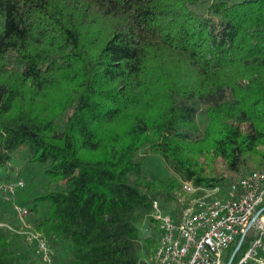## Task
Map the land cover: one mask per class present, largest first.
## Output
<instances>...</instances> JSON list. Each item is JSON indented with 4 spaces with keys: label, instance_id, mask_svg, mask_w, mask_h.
Masks as SVG:
<instances>
[{
    "label": "trees",
    "instance_id": "trees-1",
    "mask_svg": "<svg viewBox=\"0 0 264 264\" xmlns=\"http://www.w3.org/2000/svg\"><path fill=\"white\" fill-rule=\"evenodd\" d=\"M20 147L48 182L29 225H0V264H45L25 231L52 264H146L153 201L178 215L183 182L227 187L218 158L264 169V0H0V168Z\"/></svg>",
    "mask_w": 264,
    "mask_h": 264
},
{
    "label": "built area",
    "instance_id": "built-area-1",
    "mask_svg": "<svg viewBox=\"0 0 264 264\" xmlns=\"http://www.w3.org/2000/svg\"><path fill=\"white\" fill-rule=\"evenodd\" d=\"M23 187L18 179L0 189L2 200L12 202L20 216L27 208L14 201ZM227 189V201L205 214H195V206L171 215L153 201L151 216L159 237L146 264H264V176L241 174L240 181L227 183ZM24 234L28 242H35L45 264H51L48 242L33 232Z\"/></svg>",
    "mask_w": 264,
    "mask_h": 264
},
{
    "label": "rangeland",
    "instance_id": "rangeland-1",
    "mask_svg": "<svg viewBox=\"0 0 264 264\" xmlns=\"http://www.w3.org/2000/svg\"><path fill=\"white\" fill-rule=\"evenodd\" d=\"M206 5L207 4H205V6ZM206 121L207 118L204 112H201L200 114L197 115L196 123L201 131L204 130ZM26 157H27V151L23 149V147H20L12 155V158L7 163L6 167L0 168V189L2 185H5L6 183H9L13 180H18V179L23 180L24 187L18 192L14 202L27 208L28 205L27 203H29L33 197L37 196L42 192L45 183L47 184L48 182V179L44 173V167L40 164H35V163L27 164ZM138 157L139 158L145 157L146 173H153L157 175L160 179H165L171 175V171L166 166L162 158L158 154L152 152L148 146L139 150ZM257 170H263V169L255 168V166H253V162H249V164L243 167L240 171L233 172L227 169L224 161L221 158L216 159V161L211 165V167H207L206 169L209 175L224 177L228 181L239 178L241 174H247L249 173V171L251 172ZM185 182L182 183V186ZM202 193L205 194V192H201L200 194L198 192L190 193V194L185 192L184 197L180 198V200H183L185 198V195L186 196L193 195V197L189 198V203H190L189 206H190L194 204V200L197 197L203 195ZM11 203L2 200V194L0 190V221H1L0 225L15 227V225L20 224V226H22L21 229H23L24 224L27 223L26 225H29L28 218L30 216H28L27 214L24 216L18 215L14 211V206ZM171 206L172 205H167L165 211L166 212H168L167 210L170 211V209H172ZM46 208H47L46 206H42L41 209L43 212H45ZM148 227L149 226L147 221H141L139 223L140 239L142 245L141 250L139 251V256L142 260L146 262H148L151 258L150 247L149 245L144 243L145 241L144 237L149 235L150 233ZM68 256L69 254L67 253V251H61V252L59 250L56 251L53 264H63L65 260L68 258Z\"/></svg>",
    "mask_w": 264,
    "mask_h": 264
},
{
    "label": "bare ground",
    "instance_id": "bare-ground-1",
    "mask_svg": "<svg viewBox=\"0 0 264 264\" xmlns=\"http://www.w3.org/2000/svg\"><path fill=\"white\" fill-rule=\"evenodd\" d=\"M247 176H254V177H263L264 176V169L251 171L246 174ZM240 181V177L237 179H233L230 182H238ZM183 190L186 193H195L196 191L205 192L202 193V196L197 197L194 200V204L186 207L185 209H194L195 206V214H205L208 210L215 209V204H222L227 201L228 197V189L227 187H222L220 185H214L208 188L202 189H193V188H200L195 187L192 182L188 181L185 182L182 186ZM200 192V193H201Z\"/></svg>",
    "mask_w": 264,
    "mask_h": 264
}]
</instances>
